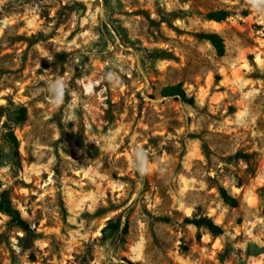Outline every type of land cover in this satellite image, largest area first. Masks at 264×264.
<instances>
[{
	"label": "rangeland",
	"instance_id": "374dc122",
	"mask_svg": "<svg viewBox=\"0 0 264 264\" xmlns=\"http://www.w3.org/2000/svg\"><path fill=\"white\" fill-rule=\"evenodd\" d=\"M179 83L196 104L162 97ZM0 101V193L28 227L0 213V264H264V14L248 0H0Z\"/></svg>",
	"mask_w": 264,
	"mask_h": 264
},
{
	"label": "trees",
	"instance_id": "16d2710c",
	"mask_svg": "<svg viewBox=\"0 0 264 264\" xmlns=\"http://www.w3.org/2000/svg\"><path fill=\"white\" fill-rule=\"evenodd\" d=\"M229 17V12L225 10H218L210 12L206 15V18L209 21L215 22H224ZM194 36L197 38L207 41L215 50L217 56L221 57L224 55V41L223 39L214 32L211 33H195ZM162 97L165 98H175L183 103L188 105L196 104V99L193 95H189L182 83L176 85H167L162 89L161 92ZM27 107L19 106L16 112V121L23 122L27 118ZM6 141L9 143L10 148L14 151H17L18 142L12 130L6 133ZM219 193L223 202L229 207L236 208L239 206V200L231 195L229 191L224 187H219ZM0 213L5 214L10 217L11 222L17 226L22 227L23 229H27V224L21 219V215L17 209L14 208L11 198L9 197V192L7 190H3L0 193ZM188 224H192L197 227H207L209 231L216 236H224L225 230L224 228L216 224L212 219L200 218V219H186ZM118 228V226H115ZM129 264H140L136 262L129 261Z\"/></svg>",
	"mask_w": 264,
	"mask_h": 264
},
{
	"label": "clouds",
	"instance_id": "9594fccd",
	"mask_svg": "<svg viewBox=\"0 0 264 264\" xmlns=\"http://www.w3.org/2000/svg\"><path fill=\"white\" fill-rule=\"evenodd\" d=\"M248 3L258 13L264 14V0H248ZM66 89L67 85L60 78H57L54 84L50 82L48 89L50 92V103L57 107L62 105L64 103ZM0 103L3 102L0 101ZM134 168L139 171L141 175L146 174L148 171L147 152L142 148H138L135 153Z\"/></svg>",
	"mask_w": 264,
	"mask_h": 264
}]
</instances>
